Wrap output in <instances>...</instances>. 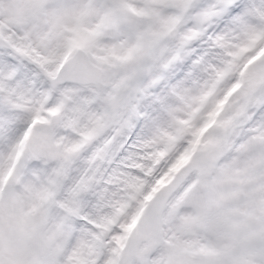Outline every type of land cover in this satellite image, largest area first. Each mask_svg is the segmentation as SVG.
Masks as SVG:
<instances>
[{"label": "snow or ice", "instance_id": "6c2138e0", "mask_svg": "<svg viewBox=\"0 0 264 264\" xmlns=\"http://www.w3.org/2000/svg\"><path fill=\"white\" fill-rule=\"evenodd\" d=\"M0 264H264V0H0Z\"/></svg>", "mask_w": 264, "mask_h": 264}]
</instances>
